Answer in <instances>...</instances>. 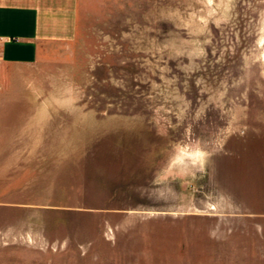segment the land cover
Masks as SVG:
<instances>
[{
	"label": "rangeland",
	"instance_id": "obj_1",
	"mask_svg": "<svg viewBox=\"0 0 264 264\" xmlns=\"http://www.w3.org/2000/svg\"><path fill=\"white\" fill-rule=\"evenodd\" d=\"M56 52L0 54V264H264V0H78Z\"/></svg>",
	"mask_w": 264,
	"mask_h": 264
},
{
	"label": "crops",
	"instance_id": "obj_2",
	"mask_svg": "<svg viewBox=\"0 0 264 264\" xmlns=\"http://www.w3.org/2000/svg\"><path fill=\"white\" fill-rule=\"evenodd\" d=\"M78 30V0H0V54L13 64L56 61Z\"/></svg>",
	"mask_w": 264,
	"mask_h": 264
},
{
	"label": "clouds",
	"instance_id": "obj_3",
	"mask_svg": "<svg viewBox=\"0 0 264 264\" xmlns=\"http://www.w3.org/2000/svg\"><path fill=\"white\" fill-rule=\"evenodd\" d=\"M192 163L195 165V164H197V163H202V160H200L199 158H197V159H193L192 160Z\"/></svg>",
	"mask_w": 264,
	"mask_h": 264
}]
</instances>
